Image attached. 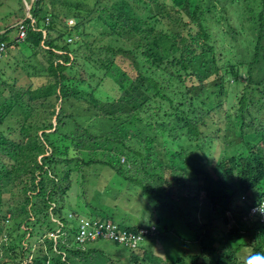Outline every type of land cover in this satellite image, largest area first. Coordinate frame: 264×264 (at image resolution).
Here are the masks:
<instances>
[{"label": "trees", "instance_id": "1", "mask_svg": "<svg viewBox=\"0 0 264 264\" xmlns=\"http://www.w3.org/2000/svg\"><path fill=\"white\" fill-rule=\"evenodd\" d=\"M229 8L239 27L223 16ZM29 13L35 29L28 26L22 41L5 42L18 26L0 31V45L25 58L23 74L44 78L36 90L32 82L15 87L4 76L17 63L0 69V236L7 237L0 264L103 261L91 244L98 238L75 246L82 219L63 211L69 190L86 194L93 167L147 198H165L195 239L192 253L179 257L154 256L149 247L138 257L121 245L132 250L131 261L250 264L264 256V223L247 218L264 200V0H34ZM112 71L126 78L111 79L115 98L100 85ZM73 100L87 102L88 113L72 114ZM78 118L106 130L90 132ZM180 137L194 141L208 163L166 147ZM85 149L90 157L82 160ZM88 206L96 219L111 218L109 209ZM52 219L63 223L68 248L47 237Z\"/></svg>", "mask_w": 264, "mask_h": 264}, {"label": "rangeland", "instance_id": "2", "mask_svg": "<svg viewBox=\"0 0 264 264\" xmlns=\"http://www.w3.org/2000/svg\"><path fill=\"white\" fill-rule=\"evenodd\" d=\"M0 2H2V5L0 6V31L6 28L13 29L22 20L27 18L26 7H31L33 3V1L31 2V0H0ZM22 6H24V9ZM55 6L58 7L57 5ZM84 8L87 9L86 7ZM98 12V14H103L102 11ZM44 13L45 9L42 11L41 19H43ZM223 16L228 19V24H230L231 26L232 24L235 27L240 26L239 22L236 19V16L232 15V8H229L228 14H223ZM71 24H73V22ZM149 25L153 26L157 30H160L161 32L165 30L164 27L155 22V20H150ZM65 37L67 36L64 35V38ZM16 38H19V36L17 35L16 30H12L5 38V42L7 44H14ZM19 44L21 43L18 42L17 45ZM19 47H23L26 53L29 52V49L26 46L19 45ZM7 50L4 47V50L0 55V69L7 66L8 64H13V62H16L17 65L14 64L13 69L9 70L5 74L4 82L7 80L9 84H12L14 79L15 87H23L25 84L32 82L33 90L41 88V80H43L44 78L31 80L30 78H27V76H25L19 69L25 65V58L20 55V49L11 50L10 52H8ZM85 51L86 50H82V52ZM222 59L220 58V65ZM116 72L121 73L119 70H116ZM110 74V79L106 77L101 78L100 83L101 88L108 94H105L103 92L101 93L102 95L110 94L115 98L120 94V90L114 82L124 83L126 81V78L121 74L114 73L113 71ZM240 76H243L242 73L240 74ZM1 81L2 80H0V83ZM87 105V102H77L73 100L68 104V110H71L72 114L74 115H76V113H78V115H85L86 113H88V111H86ZM81 118H85V116H81ZM78 121L90 132L103 133L106 130V128L101 126L97 122V120L86 121V119L78 118ZM14 125L15 123H13L12 126ZM109 125L110 122L107 123V126ZM73 128L74 126L70 125L67 126L65 130L67 132H73ZM1 129H3V127H1ZM39 135H42V133H39ZM43 138L44 137L42 135V139ZM166 147L176 151H179L182 148L187 154H191L192 158L195 157L197 161L202 162L203 164H207L209 161L208 159L201 156L196 143L192 140L187 139L186 137H180L176 141L172 142L168 140ZM202 150L205 149L203 148ZM80 157H82V160H87V158L90 157V150L85 149L84 151H82V155ZM208 158L211 159V156H209ZM39 159L40 158H38V160ZM87 171L88 176L93 172L95 173V175H93L91 183L82 187L81 189L82 191L85 190L86 194L84 195L80 191L74 192L69 190L65 197L66 202L63 210L64 213L75 212L82 220L90 223L87 226L85 222L82 225L80 224V222H75V228L77 227L78 229L77 235L76 229L75 233L72 235V240L75 246L77 236L83 238L89 234V231L93 235L95 234L94 232H92V223L96 218L99 217L93 216L96 215V213H93L92 208L88 206L90 203L92 205L96 204L98 209L106 208L111 211V218H101V225H108L110 224V222H112L113 226H115L114 223H116L119 226H126L131 228L138 227L137 229L141 227L157 228V232L159 231L161 235L159 233L156 235L155 233V235L153 236L145 237L140 243L139 247L134 250L135 253L138 254V257L142 256L143 253L141 254V252L144 247H149L150 250L153 251L154 256L179 257L192 253L195 246H193L190 250L188 249L193 244V241H195V239L185 229L183 221L182 219H180V215L178 213H175L174 210H172L169 206L165 205V198L159 202L151 198H147L146 196H144L141 190L134 187L132 188L129 185L127 186L126 182L119 180V178L115 177L112 172H109L104 168L98 169V167H93L92 169L89 168ZM77 190L78 189L76 188V191ZM7 198L11 200V202L9 203L10 206H14L20 203L18 198L13 197V191L10 193V197L7 196ZM38 203L39 200L36 199L35 204ZM51 209L52 205L50 206L49 211ZM71 214L68 215L69 219H71ZM183 214H186V212L184 211ZM206 214L207 212L202 211V215L199 216V218L203 222H206L207 220V216H205ZM52 222L56 223V227L47 235V237L53 241L54 245L59 242L65 248H68L70 245L67 242V239L63 237V229L65 228L63 223L58 219H52ZM112 225L110 224V226ZM82 231H84V233H82ZM103 237H108V235L105 233L103 234ZM25 238L29 239L30 237L26 235ZM6 242L7 237L0 236V255L2 253V246ZM31 243H35V240H33ZM91 244L94 247L91 245L89 246L104 252L102 255L103 261H99L100 264H138L137 262L131 261L129 259V253H131L132 250H126L121 246L122 244L116 245L115 242L108 239H102L100 237H98V240ZM86 248H88V246H86L84 249ZM61 252L66 254L64 248L61 250Z\"/></svg>", "mask_w": 264, "mask_h": 264}, {"label": "built area", "instance_id": "3", "mask_svg": "<svg viewBox=\"0 0 264 264\" xmlns=\"http://www.w3.org/2000/svg\"><path fill=\"white\" fill-rule=\"evenodd\" d=\"M28 19H30V25H27L24 23V21H21L17 26L19 27V40H23L25 37V33H26V29L28 26H31L32 28H34L35 26V22L33 19H31V17L29 16ZM72 21L69 20V24L71 25ZM35 29V28H34ZM70 41V40H69ZM4 50V46L3 44L0 45V55ZM9 216L7 215V218ZM86 223V225L88 226L90 223L87 221L82 220L80 222V224L82 225L83 223ZM101 220L99 219H95V221H93L92 223V232H94L95 234L93 235L90 231L89 234L83 238H80L79 236L76 237V239L78 241H80L81 243H84L86 241H93L98 237H103V234H107L108 237H103V238H107L109 240L115 241L118 244H122L127 246V248H130L132 250H136L140 243L142 242V240L145 237H149L151 236L155 231L156 228H144L141 227L139 229H136L135 231L133 230H121L117 227V224H115V226L112 225V222H110V224L112 226H110V224L108 225H101ZM86 226V227H87ZM83 229V226H82ZM82 233H84V231H82ZM87 233V232H86Z\"/></svg>", "mask_w": 264, "mask_h": 264}, {"label": "bare ground", "instance_id": "4", "mask_svg": "<svg viewBox=\"0 0 264 264\" xmlns=\"http://www.w3.org/2000/svg\"><path fill=\"white\" fill-rule=\"evenodd\" d=\"M247 218L259 220L261 223H264V200L249 209Z\"/></svg>", "mask_w": 264, "mask_h": 264}, {"label": "clouds", "instance_id": "5", "mask_svg": "<svg viewBox=\"0 0 264 264\" xmlns=\"http://www.w3.org/2000/svg\"><path fill=\"white\" fill-rule=\"evenodd\" d=\"M250 264H264V256L256 254L252 257H249Z\"/></svg>", "mask_w": 264, "mask_h": 264}, {"label": "water", "instance_id": "6", "mask_svg": "<svg viewBox=\"0 0 264 264\" xmlns=\"http://www.w3.org/2000/svg\"><path fill=\"white\" fill-rule=\"evenodd\" d=\"M34 1V0H31V2ZM29 10H30V6L26 7V17L28 18L30 16V13H29ZM2 33V32H1Z\"/></svg>", "mask_w": 264, "mask_h": 264}]
</instances>
